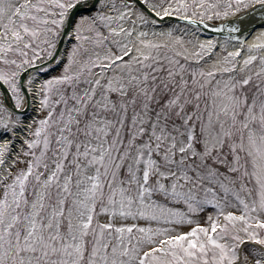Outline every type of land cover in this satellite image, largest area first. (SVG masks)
Instances as JSON below:
<instances>
[{
    "label": "snow or ice",
    "instance_id": "6c2138e0",
    "mask_svg": "<svg viewBox=\"0 0 264 264\" xmlns=\"http://www.w3.org/2000/svg\"><path fill=\"white\" fill-rule=\"evenodd\" d=\"M0 264H264V0H0Z\"/></svg>",
    "mask_w": 264,
    "mask_h": 264
},
{
    "label": "bare ground",
    "instance_id": "6f19581e",
    "mask_svg": "<svg viewBox=\"0 0 264 264\" xmlns=\"http://www.w3.org/2000/svg\"><path fill=\"white\" fill-rule=\"evenodd\" d=\"M252 42H259V41H257V40L255 39V37H253V38H251V39L249 40V43H252Z\"/></svg>",
    "mask_w": 264,
    "mask_h": 264
}]
</instances>
